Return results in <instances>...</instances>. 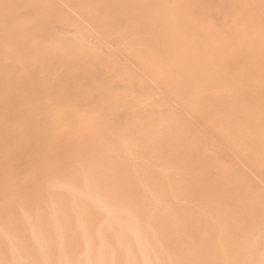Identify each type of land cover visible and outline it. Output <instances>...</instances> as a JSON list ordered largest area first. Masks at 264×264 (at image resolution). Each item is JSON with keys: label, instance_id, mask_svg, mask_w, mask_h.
<instances>
[{"label": "bare ground", "instance_id": "1", "mask_svg": "<svg viewBox=\"0 0 264 264\" xmlns=\"http://www.w3.org/2000/svg\"><path fill=\"white\" fill-rule=\"evenodd\" d=\"M0 264H264V0H0Z\"/></svg>", "mask_w": 264, "mask_h": 264}]
</instances>
